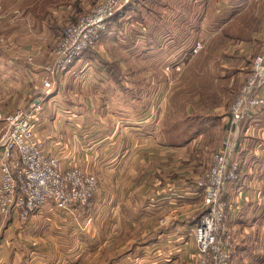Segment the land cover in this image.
<instances>
[{
  "label": "crops",
  "instance_id": "obj_1",
  "mask_svg": "<svg viewBox=\"0 0 264 264\" xmlns=\"http://www.w3.org/2000/svg\"><path fill=\"white\" fill-rule=\"evenodd\" d=\"M177 3L185 4L186 15L160 2L158 9L141 10L143 6L134 4L131 9L140 15L127 17L126 12V17L112 20L102 36L104 44L82 54L71 71L60 73L53 93L41 101L35 132L63 170L78 167L98 176L92 216L84 221L96 225L100 247L111 246L112 254L128 257L133 251L145 252L147 264L197 261L192 229L203 195L196 181L203 167L209 168L216 149L208 126L226 120L240 89L235 75L241 76L243 63L257 49L264 25V0ZM86 10L87 0H0V110L10 114L43 98L44 64L61 29ZM194 29L218 41H207L204 51L194 53L200 41ZM241 47L244 54H237L234 50ZM211 52L220 57L223 77L213 78ZM187 60L194 62L191 69L179 73L174 67ZM119 98L126 107L118 106ZM177 114L193 118L195 138L184 140L181 133L178 140L168 139L179 129ZM123 117L131 124L121 125ZM254 122L261 124L257 123L256 136L242 135L240 178L230 190L231 264H264V107ZM246 126L253 133L251 124ZM3 151L0 147V162ZM12 163L16 174L23 170L17 152ZM54 211L48 205L32 215L27 230H37V218L57 221L52 219ZM61 214L75 223L88 216ZM7 218L18 219L14 213ZM125 236L136 237L131 252L115 248Z\"/></svg>",
  "mask_w": 264,
  "mask_h": 264
},
{
  "label": "built area",
  "instance_id": "obj_2",
  "mask_svg": "<svg viewBox=\"0 0 264 264\" xmlns=\"http://www.w3.org/2000/svg\"><path fill=\"white\" fill-rule=\"evenodd\" d=\"M131 1L99 0L89 14L63 31L52 51L53 61L44 69L43 98L10 114L0 111V124H3L0 147L4 150L0 162L1 214L9 216L14 213L21 221L27 222L48 205H53L61 213H72L74 217L92 213L91 200L100 190L99 178L78 167L63 170L60 160L37 140L36 124L42 112L41 101L53 93L57 76L68 70L85 50L99 42L108 21ZM202 47L198 41L193 52L198 53ZM263 107L264 51L254 59L252 72L230 107L234 130L220 145L209 170L196 181L206 203L192 229L197 264H231L227 218L232 205L230 190L240 178L241 162L236 151L240 131L244 130L241 124L244 123L245 132L248 131L250 126L246 124L253 123ZM15 152L24 167L17 174L12 163ZM89 222H82L84 229Z\"/></svg>",
  "mask_w": 264,
  "mask_h": 264
},
{
  "label": "rangeland",
  "instance_id": "obj_3",
  "mask_svg": "<svg viewBox=\"0 0 264 264\" xmlns=\"http://www.w3.org/2000/svg\"><path fill=\"white\" fill-rule=\"evenodd\" d=\"M98 1L99 0H87V10L84 14L80 15L77 22L82 17L89 14L92 11V9L95 7V5L98 3ZM160 2H162V3L166 2L169 4L175 5L177 7L178 11H181V14H183V15L187 14V12L185 10L183 11V9H182L183 7H185V4H182V5L178 4L177 0H154L153 2H152V0H132L125 7L130 8L132 5L134 6V4H135V6H137V5L143 6V7H140V8H142L141 10H143V8H145V7H150L151 9H153L152 6L154 7V9H158L160 7ZM199 10H201V9H199ZM156 11H159V10H156ZM167 12L169 14H172V12L169 10H167ZM195 12L196 11L194 10L193 13H195ZM115 15L108 21L107 29H106V31H104L102 33V36H103V34H105L108 31V28H109L112 20L115 19L114 18ZM131 15H140V11L136 12V11H134V9L133 10L129 9L127 17H129ZM125 17H126V14H125ZM190 17H192V15ZM77 22L70 23V24L66 25L65 27H62L61 32H60V36L57 38L55 46L57 45V43L61 39L63 31L67 27L74 25ZM183 23L184 22L182 20L181 24H183ZM195 30L196 29H194L193 33H195V35H197V41L200 40V42L202 43V46H203L202 49L198 51V53L201 52L203 49L205 50L204 44L207 41H210V44H214L215 42L218 41V38L216 36H210L209 34L205 33L203 30H200L198 32H196ZM260 30L262 31V33L259 36L260 37L259 40L256 41V48L257 49H254L253 51L250 50L252 52L250 53V55H248L246 61L243 63V66L241 67L242 71H243V72H241L242 73L241 76L238 73L235 75L234 82L235 83L238 82L237 85L240 89H238V92L236 93V95L234 94L235 97L231 101L230 106L228 108V111L224 117V119H226V120H223L222 124L210 123L208 126V133L209 134L213 133L210 135L214 140V143H212V144L216 148V149L214 148L215 150H213L212 154H211V158H210L211 164L213 162V157H214L215 153L217 152V150L220 149V147H221L220 145H222L223 142L226 140V138H227L226 136H228L229 133L234 130L233 126L231 125L230 107H231L232 103L234 102L236 96L238 95L239 91L244 86V84L247 80V77L252 72L254 59L264 51V25L260 28ZM102 36H101L99 42L95 46H93L90 49L85 50L82 54H84L87 51L98 50L99 47L104 44V42L101 41ZM55 46H54V48H55ZM221 48L223 49L226 47H221ZM243 48L244 47H241L239 49L236 48L234 51H236L237 54L239 52L244 54L245 51H243ZM53 49H52V51H53ZM52 51L49 54V57L44 64V69L47 67V65H50L53 61ZM211 54H212L211 57L213 60L211 63L216 65L214 67V72H213L214 77L213 78L223 77L225 75V70L223 67L218 66L221 63L218 59L220 57H218V55H216L214 52H211ZM81 55L77 59H75L74 62L69 66L68 70H66L64 72L71 71V67L81 57ZM197 61L198 60H195V64L197 63ZM185 62H186L185 64H184V61L180 62L179 66H176L174 68L179 73H182V72L185 73V71L187 72L188 70L191 69L190 67H192V63H194V62H192V60L191 61L187 60ZM199 62H200V60H199ZM170 66H172V65H170ZM220 66H222V65L220 64ZM73 71L74 70H72V73H73ZM58 76H57V78H58ZM183 76H184V74H183ZM181 77L182 76L178 77L177 81H178V79L180 80ZM173 78H174V76H173ZM78 80H80V79H78ZM42 82H43V79H42ZM220 83L222 85H225L226 82L220 81ZM183 85L184 84H182V86ZM173 88H171V90ZM119 104L122 105L123 107H126L125 102L121 98H119L118 106H120ZM0 111H2V110H0ZM2 112H4V111H2ZM6 114H8V113L6 112ZM179 116H180V114H177V116L174 117L175 119H177V123L180 124L179 126L177 125V128L179 127V129L177 132L171 133V135L168 136V139L178 140V139H180L179 135L181 133L183 134L184 140L195 138L194 133H195V130L197 129V124L192 121L193 118L192 117L179 118ZM127 119L128 118L123 117L120 120L121 125H123V126L124 125H130L131 123L128 122ZM174 121L175 120L173 119V122H172L173 124H174ZM257 123L258 122L251 123L253 133H251V131L245 132V128H247V127H245L244 123L241 124V128L244 126V130L240 131V135H239V139H238V146H237V151H236L237 157L240 160V162H241V157H240L241 155H240V151H239V144H240L241 138L244 137L242 135L245 132V137H244L245 139H249V138H247V136L248 137H251L252 135L256 136L257 134L255 132H256V128H257ZM173 124L171 125L172 128H173ZM258 124H261V123L259 122ZM215 126H216V130H213L215 128ZM169 127L170 126H168V129H169ZM261 130H262V128L260 129V132H261ZM260 137H261V135H260ZM262 141H264V138L261 139V142ZM261 142L259 141V143H258V147H260V148L263 147ZM211 164H210L209 168L211 167ZM209 168L207 165H205L203 167V170H205V169L206 170L203 171L201 175L199 173L198 178L200 176H202L205 172H207L209 170ZM240 173H241V168H240ZM93 174H95V173H93ZM200 193L203 195V192L201 190H200ZM91 203H92V200H91ZM201 205H202L201 209H200L201 211L199 212L200 214L206 208L205 197L203 198V204H201ZM55 211L57 214L52 216V219H57V221L52 222L50 219L47 220V219L37 218V220H39L37 222L38 228L36 231L35 230L33 231L34 233L30 232V229L27 230V225H28L27 223L29 220L27 222H23L18 218L14 221L13 220L14 218H13L10 221L9 218H7L8 216H5V215L0 213V264H147V261H149V259L145 256V252L143 253L142 251H138V250L135 252L133 251L131 253L133 256H129V257L127 255H125L126 253L121 254V253H117L115 251L113 254H116V253L117 254L113 255L112 251H111V249H112L111 246H108V247H106V249L103 250V248L100 247V244L97 240V227H96V225L95 224L91 225L92 222H89L88 227H86V229H84L85 226L82 224V222H85L84 220L86 218L92 216L91 214L86 216L81 221V223H79V222L75 223L73 221L74 219L71 220L70 216L67 218L68 215H66V214L62 215L61 212H59L57 209H55ZM53 214H55V213H53ZM198 214H196V215H198ZM15 224L18 225L19 228H17ZM227 226H228V224H227ZM229 237H230V235H229V233H227L228 243L230 242ZM123 238H124L123 239L124 241L120 240V244L116 245L115 248L119 249L120 252H122V251H128V252L130 251L131 252V250L133 248H135L132 245H133L134 239L136 237L130 238L131 240L127 239L128 237H126V236ZM194 239H195V236H194ZM112 240H107V241L110 243ZM195 243H196V241H195ZM194 249H195V246H194ZM136 254H138V255H136ZM231 257H232V249H231ZM193 264H197V261H194Z\"/></svg>",
  "mask_w": 264,
  "mask_h": 264
},
{
  "label": "trees",
  "instance_id": "obj_4",
  "mask_svg": "<svg viewBox=\"0 0 264 264\" xmlns=\"http://www.w3.org/2000/svg\"><path fill=\"white\" fill-rule=\"evenodd\" d=\"M129 9H131V7H130V8H129V7H125V8H123L120 12H118V13L115 15L114 18H118V17L122 16L123 14H125L126 12H128ZM76 22H77V21H76ZM74 23H75V22H74Z\"/></svg>",
  "mask_w": 264,
  "mask_h": 264
}]
</instances>
